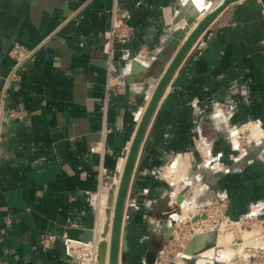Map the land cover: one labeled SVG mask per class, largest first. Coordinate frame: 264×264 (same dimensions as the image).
I'll return each mask as SVG.
<instances>
[{
  "label": "crops",
  "instance_id": "obj_1",
  "mask_svg": "<svg viewBox=\"0 0 264 264\" xmlns=\"http://www.w3.org/2000/svg\"><path fill=\"white\" fill-rule=\"evenodd\" d=\"M216 1L0 0V105L14 50L35 51L4 108L23 111L25 119L0 124V264H77L66 255L64 238L84 240L90 232L101 237L106 211L100 217L91 197L107 205L159 82L153 76L127 83L132 64L142 67L137 80L146 70L167 68L183 43L174 35L193 16L186 10L178 22L180 13L192 2L202 12L195 28ZM114 9L134 27V36L115 50L124 93L108 94L105 33ZM251 126L260 139L245 152L232 150L238 132ZM196 148L217 166L200 164ZM184 154L173 179L201 183L194 190L205 189L200 202L225 194L233 221H264V0L227 6L197 38L164 93L128 198L133 213L125 229L132 253L165 239L163 218L173 204L159 207L156 199H165L169 186L161 178ZM141 194L145 202L137 204ZM48 234L57 241L44 249L39 242Z\"/></svg>",
  "mask_w": 264,
  "mask_h": 264
},
{
  "label": "built area",
  "instance_id": "obj_2",
  "mask_svg": "<svg viewBox=\"0 0 264 264\" xmlns=\"http://www.w3.org/2000/svg\"><path fill=\"white\" fill-rule=\"evenodd\" d=\"M133 36L134 27H132L121 16H119L117 14V10L114 9L111 16L110 29L105 33L104 52L107 55L108 94H110L114 90H116L118 93H124L126 83L124 77L121 76L118 72V67L116 65L115 59V50L117 45H127L128 43H130ZM34 52V50H24L20 46H17L14 50V57L16 58V62L13 66V69L6 77L2 90V99L0 105V124L8 120L10 121L14 119H25V113L23 111L11 110L9 111V113H6L4 108L6 105L9 90L14 84H17L21 80V68L23 67L25 62L30 60ZM1 137L2 128L0 125V140ZM92 151L97 152L96 147H93ZM188 179L189 178L186 179L187 188L188 186L192 187V183H190ZM199 188V194L200 192H205L204 188ZM177 192L180 193L181 191L179 190ZM177 192L175 194L176 198L179 195V193L177 194ZM96 198V195H92V204L95 203ZM194 210H198V212L196 215H192L193 217L187 218L182 221L179 219H174L177 224L174 226L171 225V237L167 238L166 241H164L163 246L157 251L155 264H188L191 263L189 261L192 259H196L197 264H199L200 261L203 262L207 260L208 264H264V242L256 245L255 247H250L242 255L234 254L233 256L225 259L224 257L219 256L220 251L218 250L219 248L217 244L211 245L210 248H206L205 250L200 251L194 255L187 254L186 249L193 241L195 232L197 230H208L209 233L214 235V237L216 238L221 227H224L225 229H231L237 224H242L245 220V218H243L240 221H233L228 216V198L225 196H219L215 200L207 203L199 202L192 207V211ZM260 222L262 227L264 228V221ZM179 229L182 231L185 230L186 232L182 235H176L177 230ZM56 241V235L48 234L41 237L39 244L44 249H50L53 247ZM99 242V239L96 238L90 242H85L80 239L65 237L63 240V245L66 255L71 259H74L77 264H100L98 252ZM170 250L176 251L174 259H167ZM214 250H216L217 252L216 257L210 255V252Z\"/></svg>",
  "mask_w": 264,
  "mask_h": 264
},
{
  "label": "water",
  "instance_id": "obj_3",
  "mask_svg": "<svg viewBox=\"0 0 264 264\" xmlns=\"http://www.w3.org/2000/svg\"><path fill=\"white\" fill-rule=\"evenodd\" d=\"M239 0H217L214 5L204 14L203 19L197 23L194 28L195 22L202 14L192 2L188 3L185 9L180 13L179 20L186 18V10L193 11V16L186 18V25L183 29L177 31L174 35V40L183 41L180 48L176 52L175 56L167 66L162 71L157 73L145 71L146 74L141 77V79H135V74L142 69L139 63L134 62L132 64L131 74L126 77L127 83H133L136 81L143 82L145 79L150 77H155L159 80L157 87L155 88L152 97L141 117L138 124L136 133L130 145V148L126 154V162L124 169L121 173L119 186L113 185L108 192L107 197V209H106V223L101 232V243L98 247L100 264H106V252L107 244L109 243V263L108 264H127V254L130 251L128 233L124 229V224L128 222L126 213L129 208L133 209L132 205H128V198L134 188L137 180V171L139 164L143 157L144 143L147 134L150 130L153 118L155 116L156 110L166 92L171 80L175 76L176 72L180 68L182 62L192 49L196 40L202 33L207 30L211 23L219 16V14L230 4L237 2ZM194 30L190 33L191 29ZM211 31H206L203 35V42L207 41ZM190 34V35H188ZM188 35V37H187ZM145 69V68H144ZM192 174V173H191ZM117 192V193H116ZM188 192V188H184L177 196V203L182 204L185 200V194ZM146 196L141 194L137 197V204H144ZM113 213V219L111 221V215ZM165 223L161 227L162 233L166 238H170L172 234V229ZM94 234L92 232L88 233L83 241L90 242L93 240ZM214 236V235H212ZM108 239V241H106ZM108 242V243H107ZM211 246V245H210ZM209 247V246H208ZM196 249V239L193 240L186 249V253L189 255H194L198 253ZM157 258V249L152 243L145 251L144 260L145 264H155Z\"/></svg>",
  "mask_w": 264,
  "mask_h": 264
},
{
  "label": "rangeland",
  "instance_id": "obj_4",
  "mask_svg": "<svg viewBox=\"0 0 264 264\" xmlns=\"http://www.w3.org/2000/svg\"><path fill=\"white\" fill-rule=\"evenodd\" d=\"M252 127H248L247 129H241V131L238 132L236 138H235V142L233 143L232 146V150H236L237 153L239 152H245L247 147L251 146L253 142L258 141L260 139V136L256 137L254 136L252 133ZM260 135V134H259ZM246 137V138H244ZM197 150V153H199L200 155V164L204 165V166H213L216 165L217 166V162H212L211 158L214 157H210V158H206L205 155H203L202 151L203 149ZM199 151V152H198ZM186 154L184 155H178L175 159H174V165L173 168L169 169L172 171H166V175L164 174V176H162L161 180L164 181L169 188H167L166 190V194H165V199L162 200V202L158 201V206L159 207H163L165 206V204L168 202L172 203L173 205L170 206V208L166 211L165 215H164V222L170 223V225L174 226L177 224V222L174 219H179V220H185L187 218L193 217L192 215H196L198 210H194L192 211V207L194 205H196L197 203L200 202V195H202V193H195L194 190L195 188H197V186H202L201 183H198L195 180H192L191 178L188 179V181L190 183H192V190L190 192V194L188 195V198L185 202V204H178L177 203V198L175 197V194L177 191H179L181 188L186 187V185L181 184L180 182H177V180L173 179V176L176 175V173H178V170L176 171L174 166L177 162H179V160H185L186 158ZM190 158V157H189ZM223 158V157H222ZM188 159V158H187ZM209 161L210 164L207 162ZM224 165V166H223ZM220 167H223L224 169L226 168V163L225 162H221L220 163ZM176 171V172H175ZM169 172H170V177L169 176ZM185 172V171H184ZM172 174V175H171ZM161 176V175H160ZM179 176V175H178ZM178 178V177H177ZM180 178V176H179ZM118 181V179H117ZM116 181V182H117ZM115 182V184H116ZM197 182V183H196ZM200 182V181H199ZM108 196V195H107ZM220 196H225L227 197L225 194H221ZM200 197V198H199ZM129 205V202H128ZM97 210L100 213V217H102L105 214V211L107 209V205L105 203V200H103V204L102 201L100 200V202L97 204ZM190 212V214H189ZM133 213V209L129 208L128 212L126 213V216L130 217ZM178 220V221H179ZM195 228V227H194ZM197 228V227H196ZM124 229H125V224H124ZM144 231L149 234L150 229L148 227V225L145 226ZM185 230H177L176 235H182L183 233H185ZM251 232H257V234L255 235V237L253 238ZM264 228L261 225V222L255 220L254 218H245L244 222L242 224H237L234 227H232L231 229H227L220 233V236L218 237L217 235V239H218V244H219V255L224 257V259L228 256H231L232 254L236 253L237 255H242L246 252L247 249H249L250 247H255L258 244H261L264 242ZM148 236V235H147ZM99 241H101V237L98 238ZM166 237H165V241H166ZM225 240V241H222ZM234 239L236 240V242H234ZM164 240L162 239V237H157L155 239V241H153L152 243L155 245L157 251L163 246L164 244ZM263 240V241H262ZM100 243V242H99ZM209 240H206V242L204 244H202L201 246L203 247V245H207L209 244ZM251 244V245H250ZM250 245V246H248ZM209 246V247H208ZM99 247V245H98ZM148 244L146 249H142V246L139 245L138 247H135L133 249V253L131 251L128 252L127 254V264H145V260H144V255H145V251L148 248ZM210 245H207L203 250H205L206 248H210ZM197 248H201V247H197ZM224 248V249H223ZM216 250L212 251L210 253V255H213L216 257ZM176 255V251L175 250H170L167 259H174ZM223 259V260H224ZM100 261V259H99ZM208 261V260H207ZM202 262L200 261L199 264H208V262ZM211 261V259H210ZM188 264H197V260L196 259H192L190 260Z\"/></svg>",
  "mask_w": 264,
  "mask_h": 264
},
{
  "label": "bare ground",
  "instance_id": "obj_5",
  "mask_svg": "<svg viewBox=\"0 0 264 264\" xmlns=\"http://www.w3.org/2000/svg\"><path fill=\"white\" fill-rule=\"evenodd\" d=\"M205 9H202V10H206L207 9V7H204ZM124 165H125V163H124ZM124 168V167H123ZM182 169V168H181ZM180 169V167H179V171L181 170ZM188 169H189V167H188ZM122 171H123V169L121 170V173H122ZM121 173H120V176H121ZM185 174V173H184ZM188 175H189V171L187 172V175L184 177V179L185 178H187L188 177ZM183 181V180H182ZM185 181V180H184ZM119 183H120V177L118 178V181L116 182V184H114V185H116V186H119ZM182 191V190H181ZM117 193V192H116ZM100 202V200L98 199V198H96V200H95V203H94V205H95V207H96V209H97V204ZM104 219V218H103ZM112 219H113V213H112V215H111V221H112ZM168 227H170L171 228V225H170V223L167 225ZM226 229L224 228V227H221L220 228V230H219V234H218V237L220 236V233H222V232H224ZM264 233V232H263ZM251 234H252V236H253V238L255 237V235L257 234V232H251ZM196 239V249L198 250V251H203V249L207 246V245H215V244H217L218 246H219V244H218V239L217 238H215L214 236H212V234H210L209 233V231L208 230H204V229H200V230H197L196 232H195V235H194V238H193V240H195ZM206 240H209V244H207V245H203V247L201 246L202 244H204L205 242H206ZM106 241H108V239L106 240ZM222 241H225V240H223L222 239ZM234 242H236V240L234 239ZM100 243H101V241H100ZM100 243H99V245H100ZM108 243V242H107ZM251 245V244H250ZM250 245H248V246H250ZM107 247H108V249H107V252H106V264H108L109 263V259H110V257H109V243L107 244ZM197 247H201V248H197ZM219 248V247H218ZM224 249V248H223ZM211 253V252H210ZM234 254H236V253H234ZM234 254H232L231 256H233ZM220 256V255H219ZM221 257V256H220ZM228 257H230V256H228ZM228 257H226V258H228ZM203 262H205V261H203Z\"/></svg>",
  "mask_w": 264,
  "mask_h": 264
}]
</instances>
